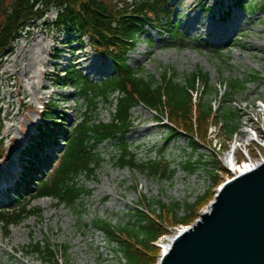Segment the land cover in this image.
Returning a JSON list of instances; mask_svg holds the SVG:
<instances>
[{"label": "rangeland", "instance_id": "rangeland-1", "mask_svg": "<svg viewBox=\"0 0 264 264\" xmlns=\"http://www.w3.org/2000/svg\"><path fill=\"white\" fill-rule=\"evenodd\" d=\"M119 1L131 5L139 0ZM196 3L202 4L204 10L189 7ZM245 3L248 8H240L237 0H172V19L179 24L181 38L171 39L163 34L159 27H167L164 21L159 30L155 26L145 28L137 46L128 54L129 65L134 69L142 68L148 76L158 77L164 68L173 69L179 81L195 71L207 74L211 91L205 101L214 111L230 110L237 115L235 134L225 135V128L215 121L206 131L202 128L193 132L194 138L197 134L193 147L190 137L181 131L182 124L175 122L181 130L178 135L172 134L167 129L166 118L141 106L134 108L133 127L126 136L129 151L137 165L159 162V174L149 176L138 170L121 169L116 163L120 149L111 143L100 145L96 151L100 163L93 176L80 175L77 179L87 193L74 208L59 206L51 198H39L31 202L30 208L40 210V216L30 217L7 231L0 226V264H49L42 255L31 252V247L38 243L43 250L50 249L57 256L52 264H125L117 246L94 230L93 224L98 220L109 221L114 226L136 223L134 215L140 209L147 210V201L148 217L154 219L160 214L166 232L154 244L155 264H158L160 244L166 243L167 236L172 237L181 228L192 225L213 201L222 183L231 179L223 160L233 145L239 146L235 151L239 163L248 156L252 162L264 157V7L259 9L264 0H245ZM58 13L59 9L49 7L41 20L30 23L0 64V155L5 154L0 167L5 168L12 160L13 180L22 170L26 157L21 153L35 138L43 107L51 108L49 104H52L59 117L65 119L67 128L84 118L87 105L77 84L68 82L57 86V81L66 79L72 71L80 72L93 83H101L112 75L110 61L96 54L86 37L80 38L78 32L67 34L63 27L55 26ZM234 21L241 26L233 33ZM210 26L228 31L232 36L230 41L226 43L227 39L224 41L220 35H214V31L206 35ZM83 56L92 59L97 68L91 71L85 63L79 65L77 57L84 59ZM7 65L14 75L1 73L2 67ZM249 74H256L258 78L248 80L244 91L229 92L226 81L232 77L249 79ZM21 90L26 91L25 97L20 94ZM97 108L98 120L108 123L113 107L99 100ZM148 127L151 130L141 133ZM9 128L12 133L6 138L4 135ZM249 135L254 136L253 142L244 141ZM62 144L53 145L54 149L50 148L47 156L55 157ZM188 162L196 167L192 173L183 170ZM44 164H39L41 169ZM166 167L174 171L169 177L164 175ZM41 169L36 175L38 181L50 174L49 168ZM13 189L7 191L9 201L3 200L0 210L16 205L10 198ZM34 194L23 196L22 201ZM200 197L204 199L194 207V216L184 224L187 226L180 225L171 212L160 207L172 203L182 207L192 205ZM144 200L146 204L142 203ZM183 215L184 212L179 211L177 217Z\"/></svg>", "mask_w": 264, "mask_h": 264}, {"label": "trees", "instance_id": "trees-1", "mask_svg": "<svg viewBox=\"0 0 264 264\" xmlns=\"http://www.w3.org/2000/svg\"><path fill=\"white\" fill-rule=\"evenodd\" d=\"M171 1L139 0L129 5L119 0H0V63L11 52L12 44L25 28L41 20L46 10L53 6L59 9L56 27H63L67 34L78 32L80 38L86 37L94 51L108 58L113 66L111 77L101 83H93L76 71L66 75V79L57 81V86L68 82L77 84L80 96L87 105L86 113L80 122L67 128L66 123H63L65 120L59 117L52 105L44 109L41 124L36 128V137L28 144L26 156L35 164L47 162L48 154L42 148L51 145L58 135H61L64 146L56 157H50L56 160L47 162L50 174L45 180L38 181L30 175L20 180L25 195L35 194L25 201L14 195L17 198L16 205L11 209L0 210V226L5 231L30 217L41 215L40 210L30 208L35 199L47 197L59 206L74 208L87 193L79 186L77 179L80 175L93 176L100 163L96 151L102 144L111 143L120 149L121 155L116 163L121 169L130 168L149 176L158 175L161 164L151 161L137 165L126 142V136L133 127L132 110L136 107L141 106L166 118L167 129L172 134L178 135L181 130L174 123L182 124L181 131L185 133L184 136L190 137L189 142L193 147L196 146L197 138V134L194 138L193 132L202 128L206 131L215 121L225 128V135L235 134L234 121L237 115L230 110L214 111L205 101L207 93L211 91L207 74L195 71L184 75L183 80L179 81V76L171 68H164L156 77L148 76L142 68L134 69L128 63V54L133 52L147 27H159L165 21L168 26L161 27V30L171 39L181 38L179 25L172 22ZM237 5L248 8L245 0H237ZM263 7L264 3L259 9ZM149 43L152 44V41L149 40ZM248 78L241 80L232 77L226 81L229 92L244 91L248 80L258 76L249 74ZM99 100L113 107L108 123L97 118ZM39 153L44 158H39ZM29 166L24 170L30 173ZM33 166L32 169L35 168ZM195 168L190 162L183 165L186 172L192 173ZM173 172L166 167L164 175L169 177ZM213 180L216 184L217 181ZM203 199L200 197L192 205L184 204L183 207L179 203L160 207L171 212L173 219L177 218L180 225L187 226L184 225L186 220L194 216V207ZM142 203L146 204L145 200ZM145 206L146 211H136V223L114 226L109 221L98 220L93 224L94 230L117 246L125 264H155L157 261L154 244L166 232L161 222L162 216L159 214L154 219L149 218L148 201ZM179 211L184 212L183 217H177ZM31 252L42 255L49 264L54 263L57 257L50 249L43 250L39 243L31 247Z\"/></svg>", "mask_w": 264, "mask_h": 264}, {"label": "water", "instance_id": "water-1", "mask_svg": "<svg viewBox=\"0 0 264 264\" xmlns=\"http://www.w3.org/2000/svg\"><path fill=\"white\" fill-rule=\"evenodd\" d=\"M158 264H264V162L226 181Z\"/></svg>", "mask_w": 264, "mask_h": 264}, {"label": "bare ground", "instance_id": "bare-ground-1", "mask_svg": "<svg viewBox=\"0 0 264 264\" xmlns=\"http://www.w3.org/2000/svg\"><path fill=\"white\" fill-rule=\"evenodd\" d=\"M192 6H194V7H192ZM190 8H196V7H198L199 9H200V11H203L204 10V8H203V5L202 4H200V3H196V4H194V5H190L189 6ZM51 18V17H50ZM219 19H221V18H219ZM222 20V19H221ZM241 25L240 24H238V22L236 21H234L233 22V25L231 26V27H233V33L234 32H236V30L240 27ZM212 31H214L215 32V34L214 35H220V37H222V38H224V41H225V38L227 39L226 41V43H228L229 41H230V39H231V37H230V33L228 32V31H226L225 29L224 30H222V29H220V28H216L215 26H210V27H208V29H207V34L206 35H209ZM233 33H232V35H233ZM230 37V38H229ZM83 55H84V53H82ZM85 56V55H84ZM83 56V58L84 59H80L79 57H77V60H79L78 61V64L79 65H83L84 63L86 64V68H89L91 71H92V69L94 70V69H96L97 68V65L96 64H93V60L92 59H90L89 57H84ZM8 59L9 58H7L6 59V61H8ZM100 63H101V61H99ZM8 72H11L13 75L15 74V72L11 69V67L10 66H5V67H2V69H1V73L2 74H5V73H8ZM105 73H106V70H105ZM41 75V74H40ZM44 75H48L47 74V72H44ZM20 94L22 95V96H26V91H23V90H21V92H20ZM37 97V96H36ZM8 104H9V106H11L12 105V103L9 101L8 102ZM8 108V107H7ZM148 130H151V128L150 127H148V128H144V129H142L141 130V133H144V132H148ZM11 133H12V129L11 128H9L8 130H7V132H6V134L4 135V137H6V138H9L10 137V135H11ZM257 138V137H256ZM245 142H253L254 141V136L253 135H249L248 137H247V139L246 140H244ZM237 143H239L240 142V140H237L236 141ZM244 142V143H245ZM246 144V143H245ZM244 145V144H243ZM242 145V146H243ZM234 147H233V149H232V151L231 152H228V153H226L225 155H224V160H223V163H224V165L226 166V167H228V169H229V171L231 172V173H233L234 171H236L235 172V174L236 173H240V174H245V173H248V172H250L255 166H257L256 164L252 167L251 165H247L246 164V160L244 161V163L240 166L239 165V162L238 161H236V150L238 149V145H236V144H234L233 145ZM245 146H247V145H245ZM3 157H5V154H3ZM260 162V161H259ZM264 162V161H263ZM262 162V163H263ZM261 165V164H260ZM259 166V165H258ZM14 168V164H13V161L12 160H9L8 162H7V164H6V167L5 168H3V167H0V203H2L3 202V200H5V196H6V194H7V191L9 190V189H11L12 188V181H13V174H14V172H12L13 169ZM205 211V210H204ZM166 243L164 242V243H162V244H160V249H161V252H160V254L162 253V251L164 250V251H167V249H168V246H169V244H170V238H166Z\"/></svg>", "mask_w": 264, "mask_h": 264}, {"label": "built area", "instance_id": "built-area-1", "mask_svg": "<svg viewBox=\"0 0 264 264\" xmlns=\"http://www.w3.org/2000/svg\"><path fill=\"white\" fill-rule=\"evenodd\" d=\"M248 157H249V158H248L246 161H245V160H244V161L246 162L247 165H251L252 167L256 164L257 166H255L253 169H255L256 167H258V165H260V164L264 161V157H261V158H260V160H259L260 162H259V161H257V162H252V161H250V156H248ZM243 163H244V162L241 161V162L239 163V165L241 166ZM253 169H252V170H253ZM236 171H237V170H236ZM236 171H234L233 173H231V172H230V173H231L232 175H234V176H235L236 174H240V173H236V174H235Z\"/></svg>", "mask_w": 264, "mask_h": 264}]
</instances>
